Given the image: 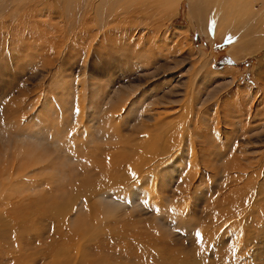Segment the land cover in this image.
<instances>
[{"label": "rangeland", "instance_id": "obj_1", "mask_svg": "<svg viewBox=\"0 0 264 264\" xmlns=\"http://www.w3.org/2000/svg\"><path fill=\"white\" fill-rule=\"evenodd\" d=\"M190 1L179 0L177 14L166 20L169 37L171 34L169 39L164 38V26L157 28L159 26L154 25L151 29L153 33L150 29L142 30L143 25H139L141 33L139 32L137 37L140 39L142 36L140 40L143 41L136 39L138 42L135 41L129 50V53H134L135 58L130 55V59L126 58L124 55L127 53H119L118 45L112 43L105 52L103 49L106 47H98L99 44L97 49H94V46L90 50L92 54L89 52L86 63L97 64L98 67H94L98 70L111 56L118 57L114 60L116 74L111 70L104 74L91 70L86 76H81L82 58H85L83 56L91 44L90 41L92 46L97 42L90 36L83 42L79 34L73 39V32L68 30L70 21L65 18L68 14H74L73 4L66 6L67 2L63 4L61 0H55L53 4L56 8L53 13H49L46 10L39 11L40 7L32 3H16L9 5L5 12L0 14V24L5 25L0 28V209L8 200L22 199L24 206L15 205L14 214L9 217L8 222L25 224V228H19L11 234L10 243L4 244V248H8L11 255H14L19 247L27 248V244H31V249L33 248L24 249L28 258L38 255L43 242L49 239L36 241L37 232L47 231L48 236L53 226L55 228L56 225H63V233L69 229L75 234H80L77 241L85 243L86 248L90 247L86 255L89 264H264V242L257 244L259 250L250 252L247 248L249 252L243 258H235V261L232 253L229 257L227 251L231 252L238 242L236 228L245 231V227L227 226L229 229L224 230V225L221 226L216 221L218 214H223L224 204H213L216 200L213 188L217 189L219 182L224 181L221 168L228 160L226 144L245 146L241 142L243 137L239 134L241 123L246 122L247 111L253 112L256 120L264 117V99L259 100L261 89L258 86L264 77V70L259 65L264 48L254 54L238 51L236 56H233L231 47L239 45L240 40L231 45L230 36H219L215 33L212 22L208 23V27L203 21H198V18H191ZM195 1H199V7L200 0ZM32 5L34 8L29 12ZM239 6L242 10L235 20L236 32L240 34L250 27H253V30L257 27L259 38L264 37V4L259 0H240ZM198 7H195L194 12L197 16ZM225 7L220 23L223 27L231 15H237V7L232 4ZM63 13L67 15L64 17ZM147 33H150L149 37L146 36ZM179 35L182 36L181 40ZM148 38L157 39L151 40L153 44H149ZM71 45L75 48L72 49ZM70 50L74 53L80 52V58H71L70 65L57 66L58 61L51 62V57H54L56 51L60 57L67 55ZM119 58H125V65L118 64ZM130 60L142 64L134 70L133 66L130 67ZM128 65L133 70L129 75L119 71V68L122 70L123 66ZM84 78H91L95 83L87 85L83 81ZM120 90L121 92H118ZM126 95L127 102L115 112L120 116L111 124L105 122H109L110 115L117 105H120V97L124 98ZM137 95L141 96L135 101ZM82 96L86 97L82 99ZM155 97L159 100L169 97L171 103L167 106L172 108L187 105L191 98H196V101L202 104L204 113L199 126L206 132L203 135L207 139H203L204 144L213 152L209 161L220 171L216 175L204 176L202 183L197 178L195 184L199 183L197 189L201 190L196 189V194L180 195V179L188 172V166L184 165L183 169L173 168L175 171L170 169L169 174H164L155 181L162 184H158L159 186L164 185L167 188V191L157 192L158 198L164 200L165 206L156 208L150 201H147V206L146 203L134 208L121 206L128 213L127 219L119 224L114 233L115 238L102 242L113 217L100 205L89 206L91 202L95 204L97 198L92 197L90 203H85L84 197L93 186L107 181V175L112 170H120L125 158L132 156L139 149L144 152L150 149L149 141L143 137V131L136 130V125L141 121L139 114L145 112H142L143 109L155 108V105L158 108L165 106L155 104ZM90 101H94L93 104L96 105L92 106ZM84 105L88 108H79ZM47 109H54V112H47ZM259 123L257 121L252 125L259 127ZM111 127L118 130L113 133ZM44 133L50 144L48 146L39 145L35 140L37 134L45 135ZM251 133L255 135L249 134V138L263 136L264 128L260 126ZM27 135L34 137L27 139ZM200 140L195 139L196 147L201 146L200 143L198 145ZM259 145L260 149L264 148V143L257 146ZM118 147L123 148L120 155ZM97 162L101 163L97 165ZM102 165H106L104 168L107 170H102L105 173L99 176L95 169ZM29 168H34V171H25H29ZM8 174L13 175L10 177L11 181L6 183ZM13 178L19 179L15 180V185ZM20 180H25L26 183ZM208 181L212 185L209 186ZM243 181L245 192L260 190V194H264L263 175L247 185V182ZM132 188L134 187L127 188V191ZM229 194L232 200L238 197V193ZM187 196L190 197L189 200L193 199L188 208L178 201ZM245 202L246 200L238 208V215L229 213V221L242 218L241 214L247 209ZM56 204H63L64 209L60 211L57 219H53L47 207L53 208ZM171 211L174 215H171ZM214 211L216 213H213ZM262 226V229L259 226L251 227V231L263 232L264 225ZM210 231L211 233H208Z\"/></svg>", "mask_w": 264, "mask_h": 264}, {"label": "bare ground", "instance_id": "obj_2", "mask_svg": "<svg viewBox=\"0 0 264 264\" xmlns=\"http://www.w3.org/2000/svg\"><path fill=\"white\" fill-rule=\"evenodd\" d=\"M50 1L51 0H0V14L2 15L9 5L13 6L16 3H19V4L32 3L35 6L40 7L38 9L39 11L46 10L49 13H53L54 12L53 10H55L54 8H56L53 4L55 0H53L52 2ZM61 1L63 2V4L64 2H67L66 6L67 5L70 6L71 4H73L72 6H74V10H75L74 14H71V15L68 14L67 17H65L67 14L65 13L62 14L64 15L65 18H67L70 21V24H69L70 29L68 28V30L69 32H73V35H72L73 39L77 37V35L79 34L83 42L85 38H88L87 36L92 37L93 40H96L97 42V43H94L95 45L93 46H92L91 41H90L91 44L87 43V44H90V46H88L85 56L82 55L85 58H82L81 76H84V75L86 76V74L90 73L91 70L95 71L98 74H104L106 71L108 73V71L110 70L115 71L116 66L114 65V62L116 61L118 57L112 58L111 56L109 59L104 61L101 64V66H99L100 70L95 68V67H98L96 66L97 64L93 65V63L92 64L86 63L88 55L91 53L90 50L94 46H95L94 49H97L98 47H103V48L106 47V49H103L105 52L107 50V47L111 45V43L116 44L118 45L119 53L125 52L127 53L126 55H124L126 56V58H129V55L131 56V58H135L136 56L133 55L134 53H129L130 52L129 50L131 46L135 44V41L138 42L136 39H138L139 42L143 41V40H140L142 36L140 37V39L137 37L138 36L137 34H139L141 30L139 28V25L141 24L143 25L142 30L144 29L151 30L154 25L159 26L157 28H161L160 26L162 27L164 26L162 30L166 36L163 33L161 35L162 36L164 35L165 36V37L163 36L164 38L169 39L171 37V34L169 37V33H167L165 23H166V20L171 19L173 16L177 14L178 7H179V0H61ZM195 2H196L195 0L190 1L191 18L192 17L198 18V21L199 20L203 21L204 23L207 24L208 27H209L208 23L212 22V26H214L215 28L214 29L215 33L217 32L219 36H222L224 34H228L230 36L231 45L234 44V42H236L237 40H240L239 45L234 46V47L232 45L231 47V49L233 48L231 50V53L233 54V56H236V53L238 51H244L246 54H252V53L254 54L255 52H258L260 49L264 48V37L259 38L257 27L254 28V30H253V27H250L246 31L240 32V34L236 32L235 20L238 19L240 15L239 12L242 10L241 6H239L240 0H231V1L230 0H200L199 7H198L199 1L197 3ZM259 2L264 4V0H259ZM231 4L234 7H237L235 10V12H237V15H235L234 17L231 15L229 19L225 22L226 23L224 24L225 27H223L222 24L220 23L223 20L224 9H226L225 6H228ZM196 6L199 8L198 9L199 16H197L194 13L196 11V8H195ZM30 7H31L30 10L29 9L28 10L29 12H32V9L34 8V6L32 5ZM263 22H264V17H263ZM4 26L5 25L3 23L0 24V28H4ZM263 30H264V27H263ZM147 31L148 30H146V32ZM152 31L153 30H151V32ZM147 34L148 35L146 36L149 37L150 33H147ZM181 38L182 36L179 35L180 40ZM148 39L146 41H148L150 44L152 43L151 40H155L157 38L155 39L148 38ZM98 44L99 46L97 47ZM72 47L70 48L72 49L75 48L74 46ZM55 53L56 54L54 55V57H51L52 59L51 62L53 63L54 61H58L57 66H60L62 64L70 65L71 58L73 57L80 58L81 56L80 52L74 53L71 50L69 53H67V55L63 54L60 57H59L58 51H56ZM109 56L110 55H108V57ZM121 59L119 58L118 64L125 65V62H124L125 58H121ZM129 64H131L130 67L133 66L132 69L134 68L137 69L141 66L142 63L140 64V63H136L135 61H133L132 63L129 62ZM259 65L264 70V55L262 58L259 59ZM55 66L56 64L53 67ZM130 67L129 65L123 66L122 70H120L119 68V71H121V73L123 74L128 73L129 75V72L133 71ZM116 72H117V69L114 72V74H116ZM83 81L87 85L95 83L93 82L91 78H88V79L84 78ZM258 86L261 89L259 100L260 99L263 100L264 99V77H263V82L262 83L260 82ZM118 92H121V90ZM122 96L119 99L121 103L120 105H117V108L114 110L113 114L110 115L109 122L105 121L108 124L113 123L115 118L120 116V114H115V112L120 110L121 109L120 106H122L123 104L125 105V102H127L128 100L127 99L128 95H126L124 98ZM138 96H141V95H137L135 101L138 100ZM85 97L86 96H82V99H84ZM155 98H153V102H155V104H158V106L159 104L160 105L164 104L165 106H163V108H158L155 105V108H149L147 110L143 109L142 112L143 111L145 112H143L144 114L143 113L139 114L138 118L141 121L140 122L138 121V124L136 125V130H138V132L143 131V134H144L143 137L145 138V140L149 141L150 149H148V151L146 152L139 149L136 152H134L132 156L125 158L124 165L122 166L120 170H112L107 175L109 177V179L107 178L108 179L107 181L97 184L96 186H93L91 191L87 193L84 197L85 203H90V200L92 199V197L97 198V201H95V204L91 202L89 206H93V205L99 206L100 205L101 208H103L107 213L112 215L111 217H113V222L108 225L107 231L105 232L103 236L102 242H106L109 239L115 238L114 233L119 227V224L122 223V221L127 219L128 213L126 212V209L124 207L121 208V206L126 205L131 208H134L139 205H144L145 203H146L145 205L147 206V203H149L147 201H150V203L153 202L152 205L155 206L156 208H160L161 206L165 204L163 199L158 198L157 192L158 190L167 191V188L164 187V185L162 187L159 186L158 184L160 185L162 184L158 182L155 183V181H157L159 177H162L164 174L165 175H167V173L169 174L170 169H173V168L179 169L180 167L183 169L184 165L188 166V169H187L188 172L184 174L182 178L180 176L181 179L178 178L181 180V186H180L181 188L178 190V193L180 195L184 193L186 195H190V193L196 194L197 190H201V189H197L199 186L198 185L199 183L195 184L197 178H198V181L202 183V178L204 176H209L212 174L216 175L218 171H220L216 169L217 167L215 168L214 165L209 161V156L213 152L210 151L209 148H207L206 145L204 144L203 139H205V141L207 139L204 138L203 135H205L206 132L203 131L201 127L199 126L200 122L203 120V113H204V109L203 107H201L202 104L199 101H196V98L195 99L191 98V100H189L187 105L184 104V105H180L179 108H175V107L172 108V107L167 106L171 103V100L169 99V97L168 98L166 97L161 100L157 98L155 99ZM90 102L92 105L94 101L93 102L90 101ZM89 103H88V106H89ZM93 105H96V104H93ZM88 106L84 105V106H80L79 108L82 107V109L84 110L86 107L88 108ZM53 110L54 109H47L46 111L53 113L54 112ZM246 114H247L246 122L241 123L240 134H239L240 137H243L241 142L245 144V146L244 145L236 146L235 145L236 143L233 145L226 144V147H228V151L226 154L228 155V160L225 161L226 163L223 164V167L221 168L223 172L222 178H224V181L222 183L219 182V184L217 185L218 187L217 189L213 188L214 189L213 191L216 193V200L224 196L223 198H221L220 201L218 200L217 202L216 200H214L215 203L212 202L216 206H218V204L223 206L222 204H224L223 214H218L216 221H218V223L221 226L224 225L222 226L224 227V230L229 229L227 228V226L230 228L231 227H242V226L245 227V231H243L240 228H236L238 230L237 235L239 236L237 245L235 242L236 246L233 249H231V252L229 250L227 251L229 253L228 254L229 257L231 256L230 254L232 253L233 259L235 258L237 259L239 257L243 258V256L247 255L249 252V251L247 252V248L250 249V252L251 250H259L260 248L258 247L257 244H261L262 242H264V231L260 233H253L251 231V227L259 226L261 228L263 227L262 225H264V194H260V190H257V192H252V191L245 192L244 190L245 186L243 187V184H242V182H244L243 180L247 182L245 183V185H247L251 183L252 180H255L257 177H260L261 175L264 176V148L260 149L261 145L257 146L258 144L264 143V135L261 133L263 136L249 138V134L255 135V133L253 134L251 133V131L254 132V130L259 128L260 126L264 128V117L256 120L254 119L255 114L253 112L247 111ZM241 119H242L241 121L243 122V118ZM257 121L260 122L259 127L252 125L254 122H257ZM217 123L218 121L215 124ZM117 130H118L117 128H114V129L112 128L111 132L114 133ZM215 130L217 129L215 128ZM33 137L34 135L25 136V138L27 139H33ZM36 137L37 138H35V140L39 145H44V146L50 145L48 144L46 134L45 135L37 134ZM197 138L201 139L200 141H198V145L199 143L201 144V146L199 147L195 146V142H196L195 139ZM64 142L69 143L66 141ZM250 144L255 145V146H252V147L246 146ZM229 149L231 150L229 151ZM76 152H80V151H76ZM118 152H119V155L123 153V148L119 149L118 147ZM78 154L81 155L80 153ZM76 158L78 157H75V159ZM79 159H82V158H79ZM99 163L97 162V165ZM104 167H106V165H102V167H97L95 169V173L98 174L99 176L104 175L105 172L102 170H107V168H104ZM33 169L34 168L32 169L29 168V171L28 170H25V171L30 173L34 171ZM36 170H38V168ZM106 172L108 173V171ZM12 175L13 174H11V176ZM7 176H6V179H7L6 183L7 181L11 179L10 174H8ZM15 178H18V177H15ZM23 179L25 178L23 177ZM15 180L18 181L19 179H15ZM15 180L13 178V181H14L13 185H15L16 183ZM21 180H22V177H21ZM211 180L213 181V179ZM23 181L25 182V180ZM208 184L209 186L212 185L209 181H208ZM130 186L134 188H132V190L130 191H127V188L131 189ZM0 190L2 189L0 188ZM128 192H130V194ZM231 192L236 193V194L238 193L237 199L232 200L231 198H229V195H230L229 193ZM189 199L190 197L187 196L185 198H181L178 201L181 202L184 205V207L186 206L188 208V206L192 202L191 200H193V199L191 200ZM187 200L189 201L187 202ZM245 200H246L245 204L247 206V209L244 211L243 214H241L242 218L229 221L230 219V218L228 219V215H230L229 213H235L234 216L238 215L239 213L238 208L244 204ZM22 201H23L22 199L15 200L14 198V200H8L6 203H4L3 206H1L2 208L0 209V264H89V262L87 261L86 255H87V250L90 247L86 248L87 246L84 245L85 243L83 244V242L80 243L77 241V238H78L77 236H80V234H75L69 229L67 230V232L63 233L62 232L64 229L63 225L61 226L56 225L55 228L53 226L52 227L53 230L49 232L50 234L48 236L46 235L47 231L41 230L40 232L39 231L37 232L36 239H35L36 241L43 240V238L45 240L49 239L48 241L43 242L42 247H40L39 248L40 250H38V253H37L38 255L34 253L35 256L28 258V253H26L25 250H30L31 244H27L26 245L27 248L19 247L16 253L14 255L13 254L11 255L10 254L11 252L7 250L8 248H4V244L6 242L10 243L9 238L11 234H13V232L19 228H22V229L25 228V224L23 222L9 223L8 220H9V217L12 214H14V211H13L15 210L14 206L23 205ZM167 201H170V200H167ZM226 206H227V209H226ZM50 207L51 206H48L47 210L54 217L53 219L55 218L57 219L60 211L64 209L63 204H59V205L56 204L55 206H53V208H50ZM168 212L169 211H167V213ZM213 213H216V211H214ZM43 214H45V211L43 212ZM172 214L173 212L171 213V215ZM186 219L183 218V220H186ZM180 222H183V221H180ZM188 232L190 233V231ZM208 233H211V231ZM202 235L204 236L203 233ZM36 251L37 250L35 249V252ZM261 255H263V253ZM258 258H261V257H258Z\"/></svg>", "mask_w": 264, "mask_h": 264}]
</instances>
